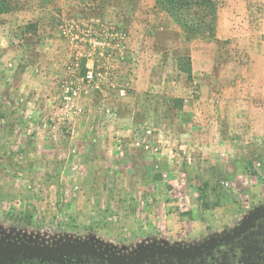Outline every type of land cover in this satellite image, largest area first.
Instances as JSON below:
<instances>
[{
    "label": "rangeland",
    "instance_id": "rangeland-1",
    "mask_svg": "<svg viewBox=\"0 0 264 264\" xmlns=\"http://www.w3.org/2000/svg\"><path fill=\"white\" fill-rule=\"evenodd\" d=\"M215 1L214 36L189 41L154 0H10L1 245L191 252L264 218V0Z\"/></svg>",
    "mask_w": 264,
    "mask_h": 264
},
{
    "label": "flooded vegetation",
    "instance_id": "flooded-vegetation-1",
    "mask_svg": "<svg viewBox=\"0 0 264 264\" xmlns=\"http://www.w3.org/2000/svg\"><path fill=\"white\" fill-rule=\"evenodd\" d=\"M20 245V244H19ZM0 246H6L1 245ZM89 250L90 248H86ZM83 257L66 260L64 264H264V218L251 221L231 239H224L200 250L172 252L150 250L132 257L118 259L93 248ZM104 255H98V253ZM0 264H42L20 255L1 256ZM44 264H59L56 261Z\"/></svg>",
    "mask_w": 264,
    "mask_h": 264
},
{
    "label": "trees",
    "instance_id": "trees-1",
    "mask_svg": "<svg viewBox=\"0 0 264 264\" xmlns=\"http://www.w3.org/2000/svg\"><path fill=\"white\" fill-rule=\"evenodd\" d=\"M155 8L166 14L169 18L173 20L184 32L187 40H192L199 37H213L216 31L217 18H218V4L215 0H154ZM14 10L11 7L10 0H0V15L9 14ZM30 31H35L37 26L30 24ZM178 66L181 71L187 74L189 79H192L193 68L192 62L189 56L180 58ZM86 63L83 65V78L87 77V70L85 68ZM252 167V163L246 165L247 170ZM251 171V170H250ZM256 172H251L250 175L255 176ZM154 181L158 180V177L153 178ZM211 184L206 182L204 186L199 189L201 197H205L208 193ZM212 191H216L217 187L211 188ZM66 193V192H65ZM103 195V194H102ZM67 198V197H65ZM66 205V204H65ZM99 211L106 214L110 210L108 208L104 209L99 205ZM42 214L38 211V208L30 204L28 208L20 212L15 216L14 221L21 222L25 227L31 226L34 224L35 215ZM61 212L58 210V213L55 215L56 222L60 224V221L69 220L71 214L68 215V212ZM46 219V218H45ZM44 219V220H45ZM57 223V224H58Z\"/></svg>",
    "mask_w": 264,
    "mask_h": 264
},
{
    "label": "water",
    "instance_id": "water-1",
    "mask_svg": "<svg viewBox=\"0 0 264 264\" xmlns=\"http://www.w3.org/2000/svg\"><path fill=\"white\" fill-rule=\"evenodd\" d=\"M88 252L95 251H93V248L87 250L84 246L75 244H64L46 248L25 244H6V246H0L1 256L4 255L9 257L12 255H20L29 260H39L42 264L51 263L53 261L64 264L66 260H74L77 257H83ZM98 255L102 256L104 253L100 252Z\"/></svg>",
    "mask_w": 264,
    "mask_h": 264
},
{
    "label": "built area",
    "instance_id": "built-area-1",
    "mask_svg": "<svg viewBox=\"0 0 264 264\" xmlns=\"http://www.w3.org/2000/svg\"><path fill=\"white\" fill-rule=\"evenodd\" d=\"M87 77H88V78H91V77H92V73H90Z\"/></svg>",
    "mask_w": 264,
    "mask_h": 264
}]
</instances>
